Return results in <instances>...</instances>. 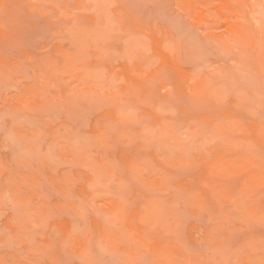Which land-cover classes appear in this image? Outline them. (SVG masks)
<instances>
[{"label": "rangeland", "instance_id": "rangeland-1", "mask_svg": "<svg viewBox=\"0 0 264 264\" xmlns=\"http://www.w3.org/2000/svg\"><path fill=\"white\" fill-rule=\"evenodd\" d=\"M0 264H264V0H0Z\"/></svg>", "mask_w": 264, "mask_h": 264}]
</instances>
